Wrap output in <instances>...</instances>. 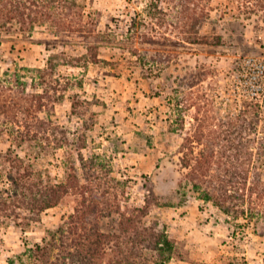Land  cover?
<instances>
[{"label":"rangeland","instance_id":"obj_1","mask_svg":"<svg viewBox=\"0 0 264 264\" xmlns=\"http://www.w3.org/2000/svg\"><path fill=\"white\" fill-rule=\"evenodd\" d=\"M262 42L264 0H0V264H160L141 242L178 209L264 264V125L233 93ZM19 174L59 203L17 207Z\"/></svg>","mask_w":264,"mask_h":264},{"label":"crops","instance_id":"obj_2","mask_svg":"<svg viewBox=\"0 0 264 264\" xmlns=\"http://www.w3.org/2000/svg\"><path fill=\"white\" fill-rule=\"evenodd\" d=\"M180 211L178 209L167 222L168 235L175 241L167 264H232L236 248L221 243V222L205 220L202 212L197 214L195 210L183 216Z\"/></svg>","mask_w":264,"mask_h":264},{"label":"trees","instance_id":"obj_3","mask_svg":"<svg viewBox=\"0 0 264 264\" xmlns=\"http://www.w3.org/2000/svg\"><path fill=\"white\" fill-rule=\"evenodd\" d=\"M97 57L98 56L93 58V62L98 61ZM256 108L258 111L257 106ZM16 133L20 137L21 132L17 131ZM17 147L21 148L20 142L19 144H17ZM14 163L17 164L18 168H22L23 164L25 163V158H22L19 155H15ZM25 176L26 175L19 174V176L15 179L14 182L15 189H17V192H19V194L22 192V194L19 195L21 197V200L18 201L17 207L21 209H25L30 213L37 215L47 209L56 206L59 203L61 196L64 194L63 192L64 185L57 184L55 186L48 187V186H43L42 184H38V185H31V183L25 184L21 182V180L24 179L23 177ZM206 198L209 199L211 198V196L209 194H206ZM149 238H150L149 240L143 239V241L141 242L144 248L153 251L155 253L154 258L160 261V264H164L166 261H170V258L174 250V243L172 242V240H170L164 234H157V235L153 234V237L152 235H149ZM149 241L151 247L146 246L149 243ZM51 248H52L51 245L45 247L37 246V252L48 251ZM127 261L128 260L126 259L125 263H127Z\"/></svg>","mask_w":264,"mask_h":264},{"label":"built area","instance_id":"obj_4","mask_svg":"<svg viewBox=\"0 0 264 264\" xmlns=\"http://www.w3.org/2000/svg\"><path fill=\"white\" fill-rule=\"evenodd\" d=\"M233 83L234 95L253 102L264 125V42L258 50L240 60Z\"/></svg>","mask_w":264,"mask_h":264}]
</instances>
